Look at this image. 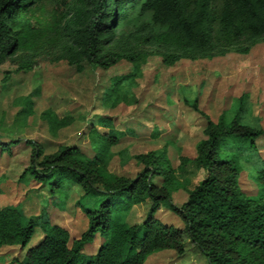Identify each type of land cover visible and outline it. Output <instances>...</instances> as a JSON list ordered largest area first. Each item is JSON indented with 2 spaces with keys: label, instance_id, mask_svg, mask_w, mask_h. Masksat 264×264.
<instances>
[{
  "label": "trees",
  "instance_id": "16d2710c",
  "mask_svg": "<svg viewBox=\"0 0 264 264\" xmlns=\"http://www.w3.org/2000/svg\"><path fill=\"white\" fill-rule=\"evenodd\" d=\"M31 1L0 0V65L26 39L48 30L46 22L41 28L32 25L33 16L25 8ZM137 1L82 0L87 6L86 16L82 24L68 30L72 42L65 55L68 64L79 71L85 65L107 69L121 59L138 66L148 51L113 47L118 26L128 19ZM140 11L150 13L154 28L145 35L135 33L137 40L161 41L176 48L160 53L169 65L183 56L211 55L217 47L215 30L229 45L243 36L264 39V0H221L218 7L216 0H144ZM35 64L22 60L16 70H30ZM119 85L105 92L106 100L124 98ZM36 94L38 89L23 97L20 115L31 114L32 96ZM248 105V95L243 92L221 113L218 122L206 116L204 136L191 159L205 175L190 189L179 181L164 148L137 154L135 159L143 167L133 177L111 172V147L122 135L111 116L98 115L90 120L86 134L91 155L76 145L46 154L44 144L25 139L31 155L23 174H30L51 195L79 185L85 194L99 199L95 207L86 209L87 228L71 244L69 231L47 216L26 215L19 204L2 205L0 200V246L26 247L38 228L43 236L27 248L19 264H143L150 252L165 247L182 255L185 240L199 249L207 264H264V159H256L260 164L251 173L257 185L255 194L243 192L237 180L240 154L256 151L255 140L264 134V128L243 120ZM192 106L198 110L195 102ZM41 118L53 134L72 121V116L59 117L50 109L44 110ZM19 142L13 137L5 142L0 135V151L10 152ZM181 188L185 194L176 204L172 193ZM141 201L150 202L142 222L130 225L118 217ZM163 201L180 217L182 227L163 224L155 217ZM97 234L102 243L95 253H84V247Z\"/></svg>",
  "mask_w": 264,
  "mask_h": 264
},
{
  "label": "rangeland",
  "instance_id": "374dc122",
  "mask_svg": "<svg viewBox=\"0 0 264 264\" xmlns=\"http://www.w3.org/2000/svg\"><path fill=\"white\" fill-rule=\"evenodd\" d=\"M143 1L138 0L131 6L128 19L118 26L113 43L116 50L148 51L150 54L139 61L138 66L121 59L107 69L85 65L79 71L68 64L65 55L72 43L68 30L82 24L86 16L87 6L82 0L27 3L25 8L33 16L30 17L32 25L41 28L46 22L48 30L26 39L25 44L0 65L1 139L5 142L10 137L20 139L11 146L10 152H0L1 204H19L26 215L47 216L69 231L70 244L87 228L85 211L95 207L99 198L85 194L79 185L51 195L30 174H23L31 155V147L25 139L44 144L46 154L62 146L76 145L91 155L86 134L90 120L98 115L111 116L114 127L122 133L111 147V172L133 177L143 167L135 159L137 154L164 148L179 181L190 189L205 175L204 169L191 159L204 136L206 116L218 122L221 113L230 109L244 92L249 105L243 120L264 128V39L250 40L243 36L229 45L215 30L217 47L211 55L183 56L169 65L160 53L176 48L161 41L136 38L135 33L145 35L154 28L150 13L140 11ZM220 3L221 0H216L217 7ZM22 60L36 64L30 70H16L17 62ZM121 77L125 80L119 81ZM118 83L124 98L118 97L114 102L106 100L105 92ZM37 89L39 94L32 96L31 114L20 115L23 97ZM194 102L198 110L193 108ZM46 109L55 111L59 117L72 116L71 123L51 133L41 118ZM255 142L256 151L245 150L240 154L241 171L237 179L241 190L249 195L257 190L251 173L256 164H260L256 159H264V134ZM184 194L183 188L173 192L174 203L179 204ZM149 207L150 202L141 201L118 217L127 224H137L143 221ZM155 217L166 225L183 226L180 217L165 201L160 203ZM42 236L37 228L26 247L0 246V264H19L27 248ZM102 241L97 234L83 252L95 253ZM184 243L182 255L165 247L150 252L143 264H207L198 248L188 240Z\"/></svg>",
  "mask_w": 264,
  "mask_h": 264
},
{
  "label": "crops",
  "instance_id": "0c3cea01",
  "mask_svg": "<svg viewBox=\"0 0 264 264\" xmlns=\"http://www.w3.org/2000/svg\"><path fill=\"white\" fill-rule=\"evenodd\" d=\"M1 152V151H0ZM1 153H3V152H1Z\"/></svg>",
  "mask_w": 264,
  "mask_h": 264
}]
</instances>
